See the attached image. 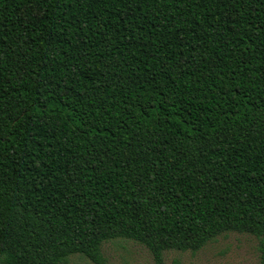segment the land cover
I'll use <instances>...</instances> for the list:
<instances>
[{
  "label": "trees",
  "instance_id": "trees-1",
  "mask_svg": "<svg viewBox=\"0 0 264 264\" xmlns=\"http://www.w3.org/2000/svg\"><path fill=\"white\" fill-rule=\"evenodd\" d=\"M259 239L264 0H0V264Z\"/></svg>",
  "mask_w": 264,
  "mask_h": 264
},
{
  "label": "rangeland",
  "instance_id": "rangeland-1",
  "mask_svg": "<svg viewBox=\"0 0 264 264\" xmlns=\"http://www.w3.org/2000/svg\"><path fill=\"white\" fill-rule=\"evenodd\" d=\"M102 264H158L142 244L117 238L102 244ZM259 239L249 233L224 232L209 241L202 249L193 251L167 250L162 264H260ZM67 264H96L75 255Z\"/></svg>",
  "mask_w": 264,
  "mask_h": 264
}]
</instances>
